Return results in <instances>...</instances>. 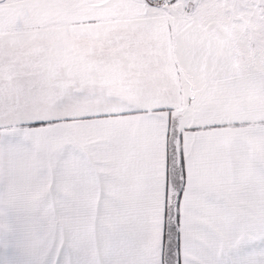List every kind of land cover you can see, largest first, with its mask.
Here are the masks:
<instances>
[{"label":"snow or ice","instance_id":"snow-or-ice-1","mask_svg":"<svg viewBox=\"0 0 264 264\" xmlns=\"http://www.w3.org/2000/svg\"><path fill=\"white\" fill-rule=\"evenodd\" d=\"M0 264H264V0H0Z\"/></svg>","mask_w":264,"mask_h":264}]
</instances>
